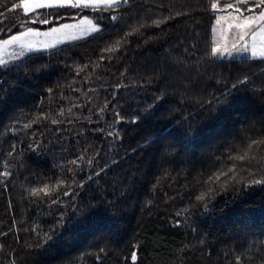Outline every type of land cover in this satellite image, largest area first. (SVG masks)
<instances>
[{"label": "trees", "instance_id": "trees-1", "mask_svg": "<svg viewBox=\"0 0 264 264\" xmlns=\"http://www.w3.org/2000/svg\"><path fill=\"white\" fill-rule=\"evenodd\" d=\"M212 2L120 0L49 24L0 8V40L99 26L0 65V264H264V54L213 56Z\"/></svg>", "mask_w": 264, "mask_h": 264}, {"label": "snow or ice", "instance_id": "snow-or-ice-1", "mask_svg": "<svg viewBox=\"0 0 264 264\" xmlns=\"http://www.w3.org/2000/svg\"><path fill=\"white\" fill-rule=\"evenodd\" d=\"M124 2H127V0H124ZM220 0H213V2L211 3V9L213 10V12H217V11H225L227 12L228 9H232V12H228L229 16H232L234 14H239V17H242V22L237 23L234 25V27H236L237 29H244L245 31H239L236 34L235 39L238 41H243L244 37L246 35H250L251 38L253 40L256 39L257 35L260 33H264V23L261 24H257V13L255 12V9H259V13H258V17L260 21H264V0H224V6L223 8H218V4H219ZM7 4V0H0V8L5 7ZM117 4V0H19V3H13L11 8L8 9L9 12L15 11L16 9H20L23 13L24 16H29L30 13L35 14L31 19H30V23L35 24L37 22V20L39 21L40 24H49L52 21L48 19L49 16H55L56 13L59 12L60 9L63 8H68V9H78L79 13H83L85 10H89L92 12H95L97 10H100V6H103L104 9H110L112 6ZM249 4H251L252 6H248ZM244 6V7H242ZM38 9H49L51 11L46 12V13H39ZM245 13H247V15H245ZM43 15L44 18L40 19L39 17ZM0 16H5L4 12H0ZM238 17V18H239ZM88 17L84 16L83 20H87ZM111 19L115 20L116 17L112 16ZM0 23H2V21H0ZM160 21H154L155 26L159 27L160 25ZM215 23L217 25L220 24V19L217 18L215 20ZM63 28H69V27H73V25H69V24H63L62 25ZM229 27H233V25H230ZM8 32L11 31V29H7ZM37 30L32 28V27H27L26 31H21L19 32L18 35H11L10 38L8 39H3L0 40V45H9V44H13L14 42H17L20 40V37L22 36H26L29 33H33L36 32ZM52 32H57L59 31V29L57 28H52L51 29ZM212 32L215 33L216 32V28L213 27ZM44 35H47V33H44ZM23 46V45H22ZM232 47L235 48L237 47L236 43L234 42L232 44ZM29 49L31 50V46H29ZM115 50V46L114 47H110L105 49V51L111 52ZM240 52H246L248 51V47L247 45H244L243 47H241L239 49ZM220 53V49L218 46H214L212 48V55L213 56H217ZM253 55H255V53H253ZM264 58V57H261ZM5 63V61L3 59H0V65H3ZM239 83H247V77H245L244 80L239 81ZM233 88L236 87L235 84L232 85ZM101 111H103V109H101ZM117 116H119V113H117ZM54 123L56 121H53ZM135 123V120L133 121ZM25 127H28L27 125H25ZM109 135H111V133H109ZM253 143H257L256 141H254ZM251 147V145H249V148ZM80 159H83V157H80ZM230 159H239L241 161H243L245 159V156H240V157H230ZM71 164H77L76 160H72L70 161ZM89 163H91V161H89ZM71 171V169H70ZM235 171V167L233 166L232 168L228 169V172H224L223 170H221L220 172L214 173L213 176H210L208 178V181H206V183H211L213 181L218 182L220 180L221 176H227L229 172H234ZM250 175H252V173H249ZM3 175L7 176L9 175V173L5 172L3 173ZM97 175H99V173H97ZM235 177H233L234 179ZM64 181H60L59 184H63ZM73 183H75V181L73 180ZM252 183L254 184H262L264 183V180H253ZM59 184L57 185V187L59 186ZM68 187L70 188L71 185H68ZM76 187H82V184H77ZM216 189L209 187L208 190L206 192H201L198 196L195 197V199L201 203L204 204V207L207 208V203L206 201V197H208L211 193L215 192ZM40 192H43L44 195L50 196V193L48 192V185H45L43 188L41 189H37L34 188L31 190V194L32 195H39ZM71 193L69 191H64L63 192V196H69ZM60 202V197L57 196L55 199H51V203L52 204H57ZM179 223V222H177ZM51 236L50 235H46L45 238V242H47L48 240H51ZM104 250L101 249V252H103ZM97 259H99V256L97 257ZM237 264H239L240 261V257H237ZM137 260V254L134 251L131 255V261L133 262V264H135V261Z\"/></svg>", "mask_w": 264, "mask_h": 264}, {"label": "rangeland", "instance_id": "rangeland-1", "mask_svg": "<svg viewBox=\"0 0 264 264\" xmlns=\"http://www.w3.org/2000/svg\"><path fill=\"white\" fill-rule=\"evenodd\" d=\"M119 1L120 0H117V2ZM218 8H223V6H218ZM232 11V9H228L227 12H216L217 18L220 19V24L217 25L216 23H214L213 25V27L216 28V32H212V41L213 47L218 46L220 49V53L217 56L245 57L251 56L253 53L257 52H259L257 54H261L262 49L261 51L254 50V45L258 43L257 40H253L250 35H246L243 41H238L235 39L236 34L239 31L245 30L237 29L236 27H234L235 24L242 22L243 18L239 17V14L229 16L228 12ZM245 15H247V13H245ZM256 22L257 24H260L262 21H260L257 17ZM64 24L73 25V27L63 28V24H61L52 27L59 29V31L57 32H52V28L46 30H37L36 32L29 33L26 36L20 37V40L14 42L13 44L0 45V59H3L5 61L3 66L10 64L16 59H22L24 56L31 52L47 50L60 43L85 38L95 33L99 29V26L95 24L90 18H88L87 20H83V18H81ZM230 25H233V27H229ZM44 33H47V35H44ZM18 34L19 33H16L14 35ZM8 38H10V36L5 39ZM260 41L262 42V40ZM234 42L237 45V47L235 48L232 47V44ZM244 45H247L248 51L240 52L239 49ZM29 46H31V50L29 49ZM256 49L258 50V47Z\"/></svg>", "mask_w": 264, "mask_h": 264}, {"label": "crops", "instance_id": "crops-1", "mask_svg": "<svg viewBox=\"0 0 264 264\" xmlns=\"http://www.w3.org/2000/svg\"><path fill=\"white\" fill-rule=\"evenodd\" d=\"M255 12L257 13V17H258L259 10H255ZM258 19H259V17H258ZM261 23H264V21H262ZM256 40H257L258 44L254 45V50L261 51V49H262V52H261V54H257L259 52L255 53V55L252 54L251 56H253V57L262 56L264 54V33L258 34L256 37ZM260 40H262V42ZM257 47H258V50L256 49Z\"/></svg>", "mask_w": 264, "mask_h": 264}]
</instances>
